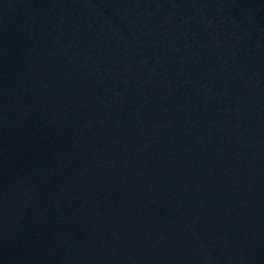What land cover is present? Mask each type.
I'll return each instance as SVG.
<instances>
[{"label":"water","instance_id":"95a60500","mask_svg":"<svg viewBox=\"0 0 264 264\" xmlns=\"http://www.w3.org/2000/svg\"><path fill=\"white\" fill-rule=\"evenodd\" d=\"M0 264H264V0H0Z\"/></svg>","mask_w":264,"mask_h":264}]
</instances>
